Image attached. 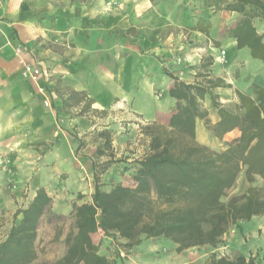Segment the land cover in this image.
<instances>
[{"label":"trees","instance_id":"16d2710c","mask_svg":"<svg viewBox=\"0 0 264 264\" xmlns=\"http://www.w3.org/2000/svg\"><path fill=\"white\" fill-rule=\"evenodd\" d=\"M203 4L213 12L240 13L228 29L229 36L237 49L247 48L253 58L264 63L263 34L253 24L255 17L264 19V0H203ZM209 22L210 17L204 25H197L198 30L208 34ZM166 74L174 80L168 90L175 99L174 111L166 125L156 123L146 128L149 149L131 163L134 185L116 183L102 189L96 182L91 200L75 206L76 230L66 237L64 255L52 264H117L116 259L98 252L99 245L91 237L97 230L124 239L127 249L138 245L142 237H163L175 243L180 252L192 246L215 247L238 221L264 216V86L252 83V93L235 89L236 111H231L214 91L227 85L222 78H212L207 71L199 74L202 79L188 82L170 71ZM207 96L216 109L214 122L203 107ZM197 120L218 139L235 128L240 134L224 149L215 150L196 140ZM100 135L109 143L107 130ZM243 167L249 183L259 176L262 185L250 184L243 194L222 200ZM49 202L50 196L40 187L24 208L16 210L5 238L0 240V264H27L35 258L37 225ZM211 264L258 262L253 255L238 254L231 259L213 255Z\"/></svg>","mask_w":264,"mask_h":264},{"label":"rangeland","instance_id":"374dc122","mask_svg":"<svg viewBox=\"0 0 264 264\" xmlns=\"http://www.w3.org/2000/svg\"><path fill=\"white\" fill-rule=\"evenodd\" d=\"M169 1L177 5V9H170V13L176 18H183V15H186L189 25L178 28L165 25L164 34L180 35V41L190 50L194 49V46L199 42H210L211 51L216 53L215 57L217 54L219 55L220 50L224 49L226 51L225 60H217L216 64H214L215 59L213 56H210L207 52H204L205 55L199 62L187 60L191 64L188 62L181 63L183 66L178 69L182 72V78L197 81L203 78L199 74L207 73V71L212 78H226L230 83L229 88L222 95L218 94V100L224 103L225 108L236 111L237 95L235 89L252 93V83L264 86V63L261 61L249 63L244 58L237 57L235 62L229 64L232 38L229 36L228 29L235 24L241 14L224 9L213 12V8L206 7L203 0ZM209 17L211 19L208 28L209 33L205 34L198 30L197 25H204ZM253 24L257 32L263 34L264 39V19L255 17L253 18ZM195 31H199L202 35L196 36ZM216 42L219 45L215 46ZM59 43L60 41L53 42L52 40L50 44L52 50H61L62 46ZM17 47L20 49L21 54V42L17 36L12 38L5 36V39L0 41V52L5 51L3 58L6 63L14 55H17L15 53ZM23 53L26 54L29 63L37 64V60L43 61V65L47 69V79L55 78L54 70L59 63L57 58L44 57L37 55L36 52L33 55V52L29 50H25ZM180 56L183 58L182 53ZM13 63H16V60ZM178 69L169 70L165 66V70L173 73ZM49 70H52V74H49ZM21 77L28 79L23 77L22 74ZM38 78L28 80L36 82ZM5 79L8 82V87L3 91L5 99L16 94L18 96L27 95L29 100L26 99L23 104H13L12 106L11 104H4L5 112L1 124L5 134L1 138L16 139L19 141V145L25 143L28 149L25 151L20 150L16 154L20 156L21 160L9 163L5 159L4 162L0 163V240L5 238L15 219L16 210L24 208L33 198L35 191L42 187L50 196V202L38 221L35 238L36 256L27 264H52L64 255L67 249L66 237L76 230L74 224L75 206L91 200L96 182L102 189H109L116 183L127 186L134 185L131 163L143 155V150H145L143 147L147 144L146 139L149 137L146 128L156 123L166 125L167 121L153 120L148 122L137 116H133L130 120H120L121 127H123V122H126L124 125L125 132L128 133L126 153H120L117 147L115 149L112 146L109 132V143H105V137L100 135L103 129H100L95 136H92L95 139L101 137L100 141H102L101 148L93 155L95 156L93 164L96 165V172H93L92 163V170L90 163H81L75 171L74 163H42L44 153L50 148L49 144L52 143L56 135L58 137L61 135V129L65 130L62 117L57 114L50 115L47 112L46 109H52V105L49 107L44 104V101L48 99L41 96L42 92L45 93L43 88L39 90L38 87L36 89V86L33 88L34 84L31 82L30 89H28L29 83L25 85V88L14 89L9 86V81L12 78L5 77ZM15 90L18 91L15 92ZM66 90L67 87L60 84L56 79L51 97L53 98V95L62 96ZM83 97V94H80L77 99L69 96L66 103L67 113L70 115L78 113L86 121H97L100 126L105 125L107 120L109 122L107 116L110 113L107 114L104 110L89 109L87 102H84L80 109L75 108V104L79 100L85 101ZM206 103L203 102V107L207 109L211 122H214L217 119L216 110L208 102ZM32 118H35V120ZM196 127V140L215 150L224 149L226 143L240 134V131L236 128L234 131L224 134L222 139H218L206 129L203 121H199ZM69 133L73 134L71 131ZM28 157H33L36 163H27L25 160ZM106 162L108 163L106 164ZM96 179L98 180L96 181ZM262 183L259 176H255L253 181L249 183L243 167L234 185L226 190L222 200L227 201L234 195L243 194L250 184L260 186ZM19 218L20 215L16 216V219ZM91 237L93 242L99 245L98 252L109 259H116L117 264H211L213 255L231 259L238 254L245 257L253 255L258 264L264 262L262 259L264 254V216L262 215L254 216L248 221H238L235 225H232L222 237L221 242L215 247L206 244L192 246L180 252L176 251L175 243L163 237L152 239L142 237L138 245L129 249L124 246V239L112 236V234H104L102 230L92 233Z\"/></svg>","mask_w":264,"mask_h":264},{"label":"crops","instance_id":"0c3cea01","mask_svg":"<svg viewBox=\"0 0 264 264\" xmlns=\"http://www.w3.org/2000/svg\"><path fill=\"white\" fill-rule=\"evenodd\" d=\"M172 8L177 9V5L169 0H0V41L5 36H17L22 47L21 54L14 55L7 63L3 58L5 51L2 49L0 52V157L13 163L21 160L16 155L20 150L28 149L25 143L19 145L16 139L1 138L5 134L1 124L4 104L12 106L29 100L27 95L16 94L5 99L3 91L8 87L5 77L12 78L9 86L14 89L25 88L27 83L30 89L31 82L33 88H43L45 95L42 92L41 96L49 100V107L52 105V109H46L47 112L62 117L65 130L61 129V135H56L49 144L50 148L44 153L42 163H74V171L81 163H90L92 170L95 162L93 155L102 143L101 137L95 139L92 136L100 129L111 134L115 149L126 153V122L121 127L120 120L137 116L148 122L165 120L168 123L174 111L175 99L168 95L174 80L166 74L165 66L169 70H176L182 68L181 63L191 64L187 60L199 62L204 52L213 56L214 64L221 60L218 54L215 57L216 53L211 51L210 42H199L194 46L196 50H190L180 41V35L164 34L165 25L177 28L189 25L187 16L176 18L170 13ZM195 32L196 36L202 35L199 31ZM52 40L60 41L61 50H52ZM230 46L229 64L235 62L237 57L249 63L260 61L253 58L247 48L237 49L233 38ZM25 50L33 52V55L36 52L37 55L59 60L54 76L67 87L65 94L51 97L56 79H47L43 61L34 63L41 69L36 82L21 77L22 63L29 62L23 53ZM14 60L16 63H13ZM51 71L49 74H52ZM181 73L178 69L173 74L179 79L192 81L183 79ZM220 78L227 85L216 87L214 91L222 95L230 83L226 78ZM80 94L84 95L85 101L79 100L75 108L80 109L84 102H88L89 109L110 113L107 116L109 122L107 120L105 125L100 126L97 121H86L78 113H67L68 97L77 99ZM203 102L211 105L208 96ZM146 142L143 155L149 149V137ZM25 161L36 163L33 157Z\"/></svg>","mask_w":264,"mask_h":264},{"label":"built area","instance_id":"2783aa9c","mask_svg":"<svg viewBox=\"0 0 264 264\" xmlns=\"http://www.w3.org/2000/svg\"><path fill=\"white\" fill-rule=\"evenodd\" d=\"M16 54L19 55L20 54V49L17 47L16 50H15ZM219 57L221 60H225V57H226V51L224 49L220 50L219 51ZM21 74L23 77L25 78H28V79H31V80H35L37 79L40 74H41V69L33 64V63H29V62H23L22 63V69H21ZM44 104L46 106L49 105V101L48 100H45L44 101ZM5 159L1 158L0 157V163L4 162Z\"/></svg>","mask_w":264,"mask_h":264}]
</instances>
